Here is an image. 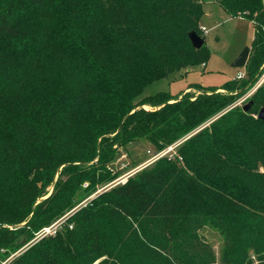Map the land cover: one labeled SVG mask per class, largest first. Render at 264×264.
Listing matches in <instances>:
<instances>
[{"label":"trees","instance_id":"obj_1","mask_svg":"<svg viewBox=\"0 0 264 264\" xmlns=\"http://www.w3.org/2000/svg\"><path fill=\"white\" fill-rule=\"evenodd\" d=\"M218 2L253 22L258 69L264 0ZM204 7L201 0H0V264H264V82L248 111L232 104L256 76L228 81L227 93L143 96L154 81L206 64V42L197 49L189 37L206 39ZM149 103L153 109L144 108ZM139 140L156 153L178 143L176 154L100 193L56 234L29 245L73 208L77 192L119 178L124 170L110 164ZM206 227L224 238L219 260L201 234Z\"/></svg>","mask_w":264,"mask_h":264},{"label":"rangeland","instance_id":"obj_2","mask_svg":"<svg viewBox=\"0 0 264 264\" xmlns=\"http://www.w3.org/2000/svg\"><path fill=\"white\" fill-rule=\"evenodd\" d=\"M201 1L205 2L204 8L206 11L201 28L204 26L206 29V31L203 32L206 38V45L211 52L210 58L207 60L206 64L203 63L205 62L203 61L196 66L182 68L180 71L174 72L169 77L154 81L144 90L143 96H149V94L165 90H168L179 97L184 93H189L190 95L195 96L197 93H202L204 90L206 91L205 88H210V91L215 90L217 92L227 93L223 88V85L228 81L234 79L235 81H239V84H243V82L247 81L250 77L252 79V77L256 76L258 81L250 86L249 89L232 104L233 106L242 107L244 104L248 103V100L253 96L252 94L264 82V63H262L258 69L252 67L255 65L251 61V57L254 53L251 46L255 37L254 24L251 20L245 17L241 18L229 15L220 6L218 0ZM245 46L251 48L250 56L246 63L247 65L243 68L233 67L231 65L232 61L242 52ZM144 108L150 110L153 109L154 106L149 103L148 105H145ZM166 150H168L166 154H176V147L172 149L168 147ZM156 157L157 153L155 152L154 146L147 141L139 140L127 145L126 149L121 150L119 158L110 164L114 171L120 169L124 170V173L120 175L119 178L104 182V184H99L89 191H86L83 188L77 192L73 208L67 210L64 215H61L49 225H45L42 229L50 227L59 220L67 219L69 216L73 215L76 210L87 205L100 193L120 184V182H125L130 176L135 175L136 172L149 166L152 162L158 159ZM86 184L88 186V183ZM47 191V196H49L53 191V185H49ZM201 234L209 241L217 259L219 260L224 246V238H222L216 229L214 230L208 227L203 228ZM37 240L38 239L35 238L30 241L29 245ZM253 259H255L254 256ZM1 264L7 263L2 262Z\"/></svg>","mask_w":264,"mask_h":264},{"label":"water","instance_id":"obj_3","mask_svg":"<svg viewBox=\"0 0 264 264\" xmlns=\"http://www.w3.org/2000/svg\"><path fill=\"white\" fill-rule=\"evenodd\" d=\"M189 37L192 43V46L194 48H201L204 43L205 39L198 34L196 31L195 32H190ZM251 48L249 46H245L242 50V52L232 61L231 65L236 68H243L245 67L248 61V58L250 56ZM257 90V89H256ZM253 101H249L248 103L244 104L243 106V111H248L250 106L252 105ZM258 118L264 120V107H261L259 110Z\"/></svg>","mask_w":264,"mask_h":264},{"label":"built area","instance_id":"obj_4","mask_svg":"<svg viewBox=\"0 0 264 264\" xmlns=\"http://www.w3.org/2000/svg\"><path fill=\"white\" fill-rule=\"evenodd\" d=\"M202 30L205 32L206 29L204 26H202ZM178 146V143H175L173 144V146H170V148H174V147H177ZM168 152V150L166 151H163V152H160V153H157V157L156 158H159V157H162L164 155H166V153ZM85 187H87V184H85ZM65 220L62 219V220H59L58 222H56L55 224L51 225L50 227H45L44 229H42V231L37 235V239H40V238H43V236H46V235H49V234H56V232L58 231V229L61 227L62 223L64 222ZM72 227V226H71Z\"/></svg>","mask_w":264,"mask_h":264}]
</instances>
